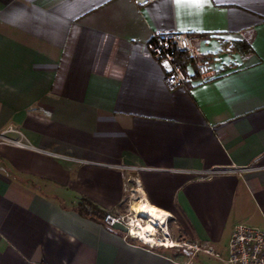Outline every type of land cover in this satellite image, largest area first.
<instances>
[{
  "label": "crops",
  "instance_id": "crops-1",
  "mask_svg": "<svg viewBox=\"0 0 264 264\" xmlns=\"http://www.w3.org/2000/svg\"><path fill=\"white\" fill-rule=\"evenodd\" d=\"M171 32L201 36L212 77L166 85L147 43ZM9 125L32 148L0 144V264H225L148 248L90 206L136 197L223 258L234 225L264 231V0H0Z\"/></svg>",
  "mask_w": 264,
  "mask_h": 264
},
{
  "label": "built area",
  "instance_id": "built-area-1",
  "mask_svg": "<svg viewBox=\"0 0 264 264\" xmlns=\"http://www.w3.org/2000/svg\"><path fill=\"white\" fill-rule=\"evenodd\" d=\"M201 36L196 33H155L147 43L148 53L166 66L165 83L170 88H176L183 84L185 76L174 55L179 52L186 53L192 59L201 80H206L214 75L210 69L211 58L199 54L198 46ZM0 144L11 145L18 148H32L24 133L16 126L9 125L0 131ZM251 168L240 169L250 171ZM218 170H209L196 173L197 178H209L219 174ZM103 222L114 227L121 224L125 227L126 236L138 240L148 248L180 249L191 255L198 253L207 255L225 264H264V231L238 223L234 225L228 241V255L223 258L208 243L180 240L173 236L166 224L158 227L152 233V241L146 242L132 233V217L106 214Z\"/></svg>",
  "mask_w": 264,
  "mask_h": 264
},
{
  "label": "bare ground",
  "instance_id": "bare-ground-1",
  "mask_svg": "<svg viewBox=\"0 0 264 264\" xmlns=\"http://www.w3.org/2000/svg\"><path fill=\"white\" fill-rule=\"evenodd\" d=\"M131 212L137 218H135V221L132 220L133 226L131 231L133 234L146 242L152 241V233L155 232L158 227H163L166 217H169L166 213L157 211L139 201H135L132 205ZM138 218L144 219V223H142V220Z\"/></svg>",
  "mask_w": 264,
  "mask_h": 264
},
{
  "label": "trees",
  "instance_id": "trees-1",
  "mask_svg": "<svg viewBox=\"0 0 264 264\" xmlns=\"http://www.w3.org/2000/svg\"><path fill=\"white\" fill-rule=\"evenodd\" d=\"M234 47V44L232 45ZM236 48V47H234ZM244 47H240L239 49H243ZM174 60L176 61V63H178L184 73V76H188L189 78H191L192 80H197L199 78V74L196 70V68L193 65L192 59L189 55H187L186 53L183 52H179L176 53L174 55ZM192 70V75L189 76L188 73V69ZM87 204L91 205L88 201H83L80 203L79 205V213L82 215H88L87 214ZM88 205V206H89ZM91 207V214L92 215H96L102 222H103V218L106 215V213L102 210L97 209L96 207L90 206ZM104 223V222H103Z\"/></svg>",
  "mask_w": 264,
  "mask_h": 264
},
{
  "label": "rangeland",
  "instance_id": "rangeland-1",
  "mask_svg": "<svg viewBox=\"0 0 264 264\" xmlns=\"http://www.w3.org/2000/svg\"><path fill=\"white\" fill-rule=\"evenodd\" d=\"M136 197L133 198V200L131 201V199H128V202L126 201V203H124V205L119 209V212L116 213V215H122L123 217H132V220L135 221L137 218L135 217V215L131 212V207L132 205L135 203V201H137ZM131 201V203H130ZM130 204V205H129ZM136 218V219H135ZM142 220V223H144V219L142 218H138ZM210 264H213V262ZM215 264V263H214Z\"/></svg>",
  "mask_w": 264,
  "mask_h": 264
},
{
  "label": "snow or ice",
  "instance_id": "snow-or-ice-1",
  "mask_svg": "<svg viewBox=\"0 0 264 264\" xmlns=\"http://www.w3.org/2000/svg\"><path fill=\"white\" fill-rule=\"evenodd\" d=\"M177 3H180L181 0H176ZM189 3H196V4H202L206 2H211V0H187Z\"/></svg>",
  "mask_w": 264,
  "mask_h": 264
}]
</instances>
